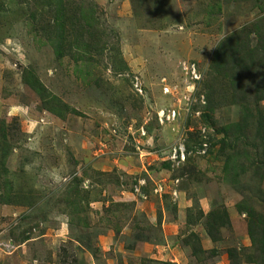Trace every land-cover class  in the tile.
Segmentation results:
<instances>
[{"label":"rangeland","instance_id":"obj_1","mask_svg":"<svg viewBox=\"0 0 264 264\" xmlns=\"http://www.w3.org/2000/svg\"><path fill=\"white\" fill-rule=\"evenodd\" d=\"M2 130L0 264H264V0H0Z\"/></svg>","mask_w":264,"mask_h":264},{"label":"trees","instance_id":"obj_2","mask_svg":"<svg viewBox=\"0 0 264 264\" xmlns=\"http://www.w3.org/2000/svg\"><path fill=\"white\" fill-rule=\"evenodd\" d=\"M59 2V1H58ZM58 41H60V39H58ZM58 41H57V43H56V53H59V54H61L62 53V50H60V47H61V45L58 43ZM222 45L220 44V46L219 47H221ZM232 49L233 48H230L229 50L230 51H232ZM237 51V52H236ZM238 52H240L238 49L237 50H235L234 51V53H233V51L231 52V55H230V58L229 59H232V61H233V66H236V65H238V64H241V61L237 58V57H233V56H235ZM242 52V51H241ZM219 54H220V52H218V51H216L214 54H213V56H214V59H216V60H218V61H221L220 59H219ZM249 54H250V52H249ZM235 58H237V59H235ZM220 63H218V65H219ZM232 66V65H231ZM27 81V80H26ZM36 82V81H35ZM35 89L37 90V92H39L40 90H44L42 87H40V86H37V87H35ZM41 92V91H40ZM48 110H50V111H52L55 115H57V116H59V117H62V113L60 112V110H59V108H57V105H52V106H49L48 107ZM2 126V125H1ZM5 133H4V130H2V133L0 134V145L2 144V148L4 147V139H5ZM201 140L202 141H206V139H204V138H201ZM201 140L199 141V144H201ZM210 142V140H209V138H208V140H207V142ZM0 149H1V147H0ZM186 151H187V148H186ZM207 152H209L210 151V144H209V147L207 148V150H206ZM6 152H7V150L5 149V148H3V150H2V154H1V158H0V164H1V168H2V170L3 171H6L5 170V168H4V165H3V163H4V158H5V156H6ZM169 161H167V163H168ZM170 163V162H169ZM212 215L213 214H215V216H214V218L216 217L217 219H218V223H217V226H219V225H222V224H224L225 223V218H224V216H225V212L224 211H220L219 213L217 212V211H212V213H211ZM216 220L214 219V222H215ZM251 232V226H249V229H248V233H250ZM262 233H263V235L261 236V239L263 240V242L262 243H260V248H259V250H260V252L262 253V254H264V230H262ZM261 233V234H262ZM251 238L253 239V236L251 235ZM254 240V239H253ZM234 252V249H230L229 251H228V256L229 257H231L232 255H231V253H233ZM161 264H169L168 262L167 263H161Z\"/></svg>","mask_w":264,"mask_h":264},{"label":"built area","instance_id":"obj_3","mask_svg":"<svg viewBox=\"0 0 264 264\" xmlns=\"http://www.w3.org/2000/svg\"><path fill=\"white\" fill-rule=\"evenodd\" d=\"M193 72V71H192ZM194 78H197V75L194 73L193 74ZM173 112H170L169 113H165L164 114V117L166 119V117L169 119L171 116H173ZM204 139H206V141H203L201 146L199 147L200 151H206L208 146H207V140H208V137L206 136H203ZM209 142V141H208ZM185 154H188V152L186 151V149L184 148V146H182V148L180 146L178 147H174L171 152H170V155L171 157H173L174 159H176V161H181L180 159H183V156ZM138 182V185L134 186V191L139 195L141 196L142 198H145L146 197V194L145 192L143 191V187H144V181H137ZM137 184V183H136ZM174 188V187H173ZM175 189V188H174ZM155 192H158L160 195H161V187H156Z\"/></svg>","mask_w":264,"mask_h":264},{"label":"clouds","instance_id":"obj_4","mask_svg":"<svg viewBox=\"0 0 264 264\" xmlns=\"http://www.w3.org/2000/svg\"><path fill=\"white\" fill-rule=\"evenodd\" d=\"M225 35L226 34H222L221 37H220V39L223 40L225 38Z\"/></svg>","mask_w":264,"mask_h":264},{"label":"crops","instance_id":"obj_5","mask_svg":"<svg viewBox=\"0 0 264 264\" xmlns=\"http://www.w3.org/2000/svg\"><path fill=\"white\" fill-rule=\"evenodd\" d=\"M58 232H60V231H58ZM62 232V231H61Z\"/></svg>","mask_w":264,"mask_h":264}]
</instances>
